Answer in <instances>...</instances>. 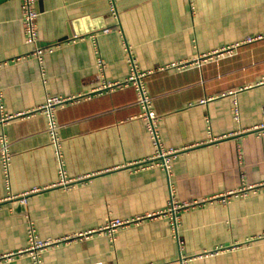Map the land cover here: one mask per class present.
<instances>
[{
	"label": "crops",
	"instance_id": "1",
	"mask_svg": "<svg viewBox=\"0 0 264 264\" xmlns=\"http://www.w3.org/2000/svg\"><path fill=\"white\" fill-rule=\"evenodd\" d=\"M35 8L27 43L21 1L0 0V106L15 116L0 124V264H35L30 230L54 243L38 264H264V0ZM134 70L161 149L178 151L165 169L124 84ZM48 98L68 100L59 158ZM171 200L195 204L175 226ZM112 220L129 223L110 236Z\"/></svg>",
	"mask_w": 264,
	"mask_h": 264
},
{
	"label": "built area",
	"instance_id": "2",
	"mask_svg": "<svg viewBox=\"0 0 264 264\" xmlns=\"http://www.w3.org/2000/svg\"><path fill=\"white\" fill-rule=\"evenodd\" d=\"M21 1V14H22V24H23V31H24V36L26 39L27 43H35L36 42V20L38 17V12L35 8V0H20ZM261 36H257L255 38H248L245 40V43H251L256 40H260ZM228 51V50H226ZM33 55L40 60V57L42 55L41 50H36ZM132 63V61H131ZM144 75L138 74L135 70L132 72V75L130 78L124 83L126 84H133L136 86L137 91H138V104L140 105V108L142 110V119L146 123V130L150 135V138L152 140V143L154 144L155 148L157 149L156 155H155V160L157 162H160L159 164L165 169L166 165L169 161L170 157L175 156L178 151L170 150L168 152H164L160 144L158 142V137L155 129L156 125V117L151 113L150 110V98L148 95L145 93V91L142 89L140 85V79ZM109 87V86H108ZM105 87V88H108ZM68 100H63V99H52L48 98L46 102L44 103L43 106H41L38 111L42 112L43 114L46 115L48 119L47 123V132L50 137V142H52L56 148V154L59 158V152H58V143H57V130L58 126L54 120V112L56 108L64 103H66ZM1 102V98H0ZM22 116V115H21ZM15 117V116H14ZM14 117L10 116H4L1 110L0 106V124H4L8 122L9 120L13 119ZM18 117V116H17ZM1 162L3 164L4 170H7V166L9 164V154L4 150L1 154ZM62 185H66V182L62 183ZM195 204L191 203H177L173 200L170 201L169 203V208L166 212L169 216L172 217L173 224L175 226V216L176 214L184 209H188L190 207H193ZM129 222H122L119 220H112L110 221L106 227L103 228L104 231H107L110 236H112L113 232L120 227L126 226ZM54 243L52 242H41L36 239L34 232L30 230L29 232V245L28 248L25 250V252L30 253L34 260L35 264H38V256L39 254L49 247L50 245H53ZM8 257L5 258H0V260H4ZM192 259H187V260H181V264H186L188 262H191Z\"/></svg>",
	"mask_w": 264,
	"mask_h": 264
}]
</instances>
